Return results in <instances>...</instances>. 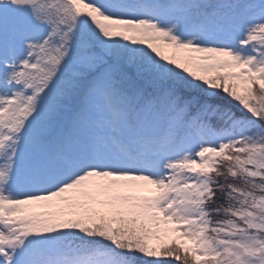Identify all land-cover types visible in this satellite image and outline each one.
Wrapping results in <instances>:
<instances>
[{"label":"snow or ice","instance_id":"obj_1","mask_svg":"<svg viewBox=\"0 0 264 264\" xmlns=\"http://www.w3.org/2000/svg\"><path fill=\"white\" fill-rule=\"evenodd\" d=\"M170 262L264 264V0H0V264Z\"/></svg>","mask_w":264,"mask_h":264},{"label":"rangeland","instance_id":"obj_2","mask_svg":"<svg viewBox=\"0 0 264 264\" xmlns=\"http://www.w3.org/2000/svg\"><path fill=\"white\" fill-rule=\"evenodd\" d=\"M225 103H230L227 99L225 100Z\"/></svg>","mask_w":264,"mask_h":264},{"label":"trees","instance_id":"obj_3","mask_svg":"<svg viewBox=\"0 0 264 264\" xmlns=\"http://www.w3.org/2000/svg\"><path fill=\"white\" fill-rule=\"evenodd\" d=\"M170 264H175V262H170Z\"/></svg>","mask_w":264,"mask_h":264}]
</instances>
